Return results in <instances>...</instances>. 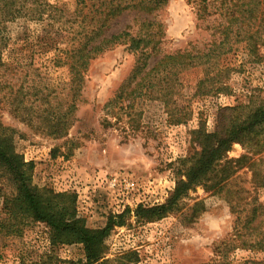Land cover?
<instances>
[{
  "label": "rangeland",
  "instance_id": "1",
  "mask_svg": "<svg viewBox=\"0 0 264 264\" xmlns=\"http://www.w3.org/2000/svg\"><path fill=\"white\" fill-rule=\"evenodd\" d=\"M130 1L43 0L58 10L56 26L46 31L43 25L24 20L6 24L0 33V40L9 44L6 48L1 43L4 59L14 65L34 62L31 79L56 88L57 94H68L70 70L55 64V55L60 54L56 50L70 49L78 33L83 42L88 25H94L106 3ZM219 4L211 0V11ZM223 23L218 16L199 19L196 4L188 0H167L152 14L130 9L115 17L108 23L107 37L126 32L143 38L157 33L155 51L153 44L136 52L122 44L90 62L77 97L69 99L75 106L65 136L37 131L15 117L0 98V121L14 133L16 150L34 164L35 187L75 195L78 212L90 229H101L110 216L126 213L123 226L115 227L106 240V264H264V251L246 245L249 237L264 234V209L246 226L253 207L261 204L264 208V187L255 184L252 167L262 158L258 167L264 177V153L253 156L241 144L233 145L228 159L247 155L249 160L240 165L224 190L215 194L197 187L182 200L180 211L160 220L147 222L136 216L139 208L166 203L176 186L179 162L198 151L193 131L203 127L213 133L225 107L251 108L264 101V47L252 54L245 43L218 60L223 83L229 87L226 93L196 95L207 69L177 66L168 106L154 98H125L163 58L196 53L218 43ZM147 56L144 73L125 89L124 98L109 105ZM152 79L146 77L147 84ZM154 93L162 94L157 89ZM57 104L58 100L52 102ZM186 118L187 122L174 124ZM15 192L12 181L0 172V264H87L83 245L53 249L47 225L9 213L5 203L11 206Z\"/></svg>",
  "mask_w": 264,
  "mask_h": 264
},
{
  "label": "trees",
  "instance_id": "2",
  "mask_svg": "<svg viewBox=\"0 0 264 264\" xmlns=\"http://www.w3.org/2000/svg\"><path fill=\"white\" fill-rule=\"evenodd\" d=\"M188 1L196 4L199 19L218 16L225 21L218 29L221 40L203 51L179 53L163 58L130 93L126 92L125 89L130 88L144 73L148 55L136 67L123 86V90L119 91L117 98L109 105L124 98L126 92L125 98H130L132 101L154 98L153 100L162 101L165 106H168V100L171 99L174 91L173 83L177 75L174 69L177 66L183 70L192 67L207 69V77L199 81L196 95L204 97L226 93L229 87L223 83L224 72L217 65L218 60L235 51V46L242 43H245L252 54L264 47V0H217L220 4L213 9L214 11H211V0ZM166 2L167 0H148L136 3L133 0L126 5L106 3L104 9L97 13L98 18L94 25H88L83 42L78 33L77 38L72 40L70 49L56 50L60 54L55 55L57 58L55 64L68 67L70 70L68 94H57L56 88H51L47 84L41 86L35 79H31L29 71L34 70V62L14 65L12 61H5L4 51H2L5 47L1 43L4 42L6 48L9 44L7 45L5 39L0 40L1 102L11 107L15 117L29 126L33 125L37 131L48 136L67 135L70 128V114L73 113L75 106L73 102L69 103V99L77 97V91L83 83L88 64L117 45L129 44V49L136 52L142 46V50H145L151 44H153L151 50L155 51L158 43L155 41L157 33H148L143 38H133L126 32L107 37L108 23L130 9L152 14L161 9ZM57 12L55 7L43 0H0V29L3 28L0 33L6 29V24L18 20L38 23L43 25L46 31H50L58 22L55 18ZM82 27V32L85 33V26ZM149 76L153 79L147 84L146 77ZM156 89L159 92L161 90L162 94H155ZM57 100L58 104L53 106L52 102ZM63 101H67L66 107ZM187 118L176 120L174 124L185 123L189 120ZM13 134L0 121V172L12 181L16 190L14 198L10 200L11 206L9 202L5 203L6 210L11 214L19 213L21 217L30 219L34 223L47 225L51 229L53 249L61 245H83L87 264L100 262L106 264L108 253L106 240L115 227L123 226L126 213L110 216L106 226L101 229H90L78 212L75 195L68 192L56 193L47 188L41 190L33 185L34 164L27 163L16 150L13 145ZM192 136L198 151L179 162L175 172L176 186L166 203L152 208H139L136 211L137 217L153 222L175 214L180 211L182 200L197 187H203L215 194L224 190L227 182L241 167L240 165L246 164L249 160L247 155L238 160L228 159V153L233 145L246 146L248 153L253 156L264 153V101L259 106L251 108L248 105L225 107L218 114L213 133H208L200 127L192 132ZM260 161L262 158L252 163L253 176L255 184L259 183L261 187H264L262 170L258 167ZM261 209H264L261 204L253 207L247 217L246 226L256 221L258 217L256 214ZM246 245L264 251V234L262 238L249 237ZM50 261L52 262V259Z\"/></svg>",
  "mask_w": 264,
  "mask_h": 264
}]
</instances>
